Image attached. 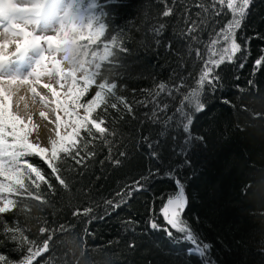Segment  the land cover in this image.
<instances>
[{
	"label": "trees",
	"instance_id": "trees-1",
	"mask_svg": "<svg viewBox=\"0 0 264 264\" xmlns=\"http://www.w3.org/2000/svg\"><path fill=\"white\" fill-rule=\"evenodd\" d=\"M104 4L100 0L102 8ZM199 4L209 6L210 0H109L103 9L105 36H118L128 52L119 54L117 67L105 64L103 72L129 100L144 99L147 90L161 82L175 83L178 75L186 81L182 91L195 86L203 63L194 52L189 55V47L206 56L214 33L231 19L227 10L217 16L204 13ZM166 8L173 14L164 17ZM192 21H203L198 42L186 36ZM161 24L155 36L153 30ZM235 38L241 51L216 69L220 80L215 89L206 86L202 92L203 110L185 108L192 118L188 133L175 111L179 95L165 100L167 116L174 117L167 124L164 114L159 122L150 119L151 105L136 107L134 116L122 120L113 111L109 126L116 134L109 137L110 145L97 141L96 155L86 167L69 161L63 172L69 187L57 184L49 204L8 197L30 211L4 214L7 225L22 228L37 241L43 239L39 227L53 230L50 251L38 258L39 264H264V67L255 64L264 57V0H251ZM107 42L101 37L90 48L100 50ZM28 159L50 171L39 158ZM141 177L142 190L125 196L118 208L105 205L106 200H119L116 193ZM175 179L187 200L182 219L208 246L205 256L192 252L193 244L160 215L167 198L176 194ZM85 207L94 209L91 219L72 215ZM151 219L173 236L152 229ZM0 255L12 264L24 256L2 229Z\"/></svg>",
	"mask_w": 264,
	"mask_h": 264
},
{
	"label": "snow or ice",
	"instance_id": "snow-or-ice-1",
	"mask_svg": "<svg viewBox=\"0 0 264 264\" xmlns=\"http://www.w3.org/2000/svg\"><path fill=\"white\" fill-rule=\"evenodd\" d=\"M112 2L118 4L119 0ZM250 4L251 0H210L209 6L197 5L204 13L212 12L217 16L222 10H227L231 19L214 33L206 46V56L199 48L189 47V55L194 52L196 59L203 63L195 86L182 91L186 88V81L178 75L174 77L175 83L161 82L147 90L144 99L129 100L116 80L103 72L105 64L117 67L119 54L128 52L118 36H105L107 12L103 9L108 7L109 0H105L103 8L100 0H0V229L24 252L19 264H39L38 258L50 251L53 230L39 227L43 239L37 241L25 235L22 228L7 225L2 219L4 214L30 211L8 197L14 195L41 205L49 204L48 197L55 194L57 184L63 189L69 187L63 175L64 166L69 161L86 167L96 155L97 141L110 145L109 137L116 134L115 129L109 126L113 111L116 118L122 120L125 115L134 116L136 107L151 105L150 119L159 122L161 114H164L167 124L174 117L167 116L169 105L165 100L179 95L181 99L175 111L188 133L192 118L185 108H194L196 112L203 110L204 105L200 102L202 92L206 86L215 89L220 80L216 69L226 61L231 62L241 51L235 33ZM172 14L171 8L162 13L164 17ZM201 23L203 21H192L188 25L186 36L189 40L198 42ZM163 27L161 24L154 29V35L159 36ZM101 37L108 41L103 44L102 51L91 50L90 46L98 44ZM85 40L88 43L82 44L81 41ZM255 64L258 68L264 67V57L257 59ZM43 78H47V82ZM38 86L50 97L38 91ZM93 90L94 94L89 96ZM28 93L39 97L41 102L55 105L52 109L54 119L40 113L55 126V135L49 138V146H42L38 135L32 137L38 125L33 123V114L28 111ZM29 157L39 158L50 171L45 172ZM114 163L118 165L120 161ZM144 179L141 177V180L126 185V190L116 193L119 200H106L105 205L113 209L120 207L125 196L142 190ZM177 186V193L168 197L161 206L160 215L171 229L184 234L199 255L205 256L208 246L198 241L182 219L187 200L179 181ZM93 213L92 207H85L76 208L72 215L91 219ZM149 223L152 229L173 236L169 228L162 227L155 219ZM63 229L61 225L60 230ZM0 264L12 262L5 255H0Z\"/></svg>",
	"mask_w": 264,
	"mask_h": 264
},
{
	"label": "bare ground",
	"instance_id": "bare-ground-1",
	"mask_svg": "<svg viewBox=\"0 0 264 264\" xmlns=\"http://www.w3.org/2000/svg\"><path fill=\"white\" fill-rule=\"evenodd\" d=\"M1 31V30H0ZM45 82H47V78H45ZM43 92L46 90H42ZM50 97V94H47ZM32 98L30 96L26 97V102L29 104V109L31 110L32 113H36V115H34V121H36V123L38 124L39 127V134L41 133L42 135H45L46 137H53L54 138V125L49 123L48 119H45L44 117H42L40 115L41 112H44L49 118L54 119L53 116V112H50L49 110H52V108L54 107V104H51L50 106H48L47 108H45V105L42 102H33L31 101ZM41 121H44V123L41 124ZM64 129L61 128V132L63 133ZM198 254V253H197ZM202 257V256H200Z\"/></svg>",
	"mask_w": 264,
	"mask_h": 264
},
{
	"label": "rangeland",
	"instance_id": "rangeland-1",
	"mask_svg": "<svg viewBox=\"0 0 264 264\" xmlns=\"http://www.w3.org/2000/svg\"><path fill=\"white\" fill-rule=\"evenodd\" d=\"M1 31H2V29H0ZM29 30H31V29H29ZM102 49H103V47L100 49V51H102ZM44 80H45V78H43ZM37 90L38 91H42V89H40L39 88V86L37 87ZM44 93L47 95V93L44 91ZM21 94H23V90H22V92H21ZM27 96H30L31 98H32V100L31 101H33V102H41L40 101V99H39V97H32L31 96V94L30 93H28V95ZM44 105H45V108H47L48 106H50L51 104H48L47 102H42ZM54 107H55V105H54ZM53 107V108H54ZM52 108V109H53ZM48 109V108H47ZM15 110V109H14ZM30 113H32V111L31 110H28ZM50 112H53L52 110H49ZM33 114V116L34 115H36V113H32ZM61 115H63L62 113H61ZM32 116V118L34 119V117ZM54 116V115H53ZM33 123L35 124V125H38L37 123H36V121H34L33 120ZM42 123H44V121H41V124ZM39 136V142L41 143V145L42 146H49V137H46L45 135H42L41 133L39 134V127L38 128H36V129H34L33 130V132H32V137H35V136ZM32 137H30V139L32 138ZM4 195H6V193L4 194ZM175 195V194H174ZM173 196V195H172ZM170 197V196H169ZM168 199V198H167ZM167 201V200H166ZM191 250H193L194 252H196L195 251V248H194V245L192 246V249ZM196 253H198V252H196ZM199 255V254H198ZM199 256H201V255H199Z\"/></svg>",
	"mask_w": 264,
	"mask_h": 264
},
{
	"label": "water",
	"instance_id": "water-1",
	"mask_svg": "<svg viewBox=\"0 0 264 264\" xmlns=\"http://www.w3.org/2000/svg\"><path fill=\"white\" fill-rule=\"evenodd\" d=\"M177 181H178V180L175 179L174 184H175V187H176V189H177V191H178ZM177 191H176V193H177Z\"/></svg>",
	"mask_w": 264,
	"mask_h": 264
}]
</instances>
